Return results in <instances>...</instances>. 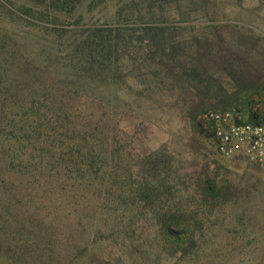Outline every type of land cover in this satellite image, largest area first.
<instances>
[{"label":"rangeland","instance_id":"374dc122","mask_svg":"<svg viewBox=\"0 0 264 264\" xmlns=\"http://www.w3.org/2000/svg\"><path fill=\"white\" fill-rule=\"evenodd\" d=\"M14 1L23 8L31 4ZM119 10L129 17L117 21ZM16 13L25 22L58 30L67 44L82 43L92 30L128 34L129 46L106 67L110 76L118 68L110 81L123 96V135L111 147L110 170L92 168L95 181L82 174L80 190L73 193L78 209L71 228L77 230L82 260L264 264V166L218 154L206 119L212 110H234L243 120L264 123V0H82L75 10H62L56 22ZM154 28L164 29L178 50L169 63L176 74L185 65L197 70L187 81L202 94L190 96L195 101L183 111L175 100L162 104L157 99L152 107L138 96L143 80L162 68L146 53L156 40L148 31ZM200 71L203 75L196 77ZM160 228L187 233L178 235L172 259L152 254L162 243L161 237L154 239ZM188 232L197 239L196 247ZM19 243L11 242L10 251L6 242L0 244V264L33 260L34 253L21 255Z\"/></svg>","mask_w":264,"mask_h":264},{"label":"trees","instance_id":"16d2710c","mask_svg":"<svg viewBox=\"0 0 264 264\" xmlns=\"http://www.w3.org/2000/svg\"><path fill=\"white\" fill-rule=\"evenodd\" d=\"M5 2L10 7L0 4V244L6 242L10 251L11 242H21V255L34 253L30 264H90L76 248L77 230L71 227L78 208L72 199L80 190L82 174L93 178L92 168L110 170L111 147L123 135V96L110 81L118 68L110 76L106 67L120 49H127L128 34L123 29L103 35L92 30L82 43L67 44L58 30L25 22L14 12L37 22H56L62 10L73 11L82 0H28L31 4L26 8L16 6L14 0ZM120 10L119 22L129 17ZM148 31L156 40L147 56L162 68L142 79L145 87L138 96L152 107L157 99L162 104L163 99L175 100L183 111L195 101L190 96L202 94L201 88L187 81L197 70L188 71L185 65L176 74L169 66L178 52L171 37L162 28ZM201 75L202 71L196 77ZM166 216L163 213L164 220ZM180 231L160 228L154 239L161 237L162 243L152 254L156 252L160 260L172 259L184 233ZM188 241L198 245L193 234ZM132 261L129 264H137L135 258Z\"/></svg>","mask_w":264,"mask_h":264},{"label":"built area","instance_id":"2783aa9c","mask_svg":"<svg viewBox=\"0 0 264 264\" xmlns=\"http://www.w3.org/2000/svg\"><path fill=\"white\" fill-rule=\"evenodd\" d=\"M206 119L218 154L264 166V123L243 120L240 112L234 110H212Z\"/></svg>","mask_w":264,"mask_h":264}]
</instances>
